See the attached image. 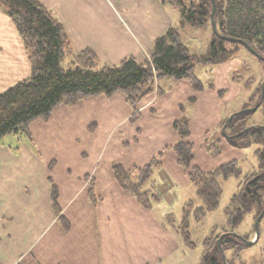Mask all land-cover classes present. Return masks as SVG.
Returning a JSON list of instances; mask_svg holds the SVG:
<instances>
[{"label":"crops","instance_id":"0c3cea01","mask_svg":"<svg viewBox=\"0 0 264 264\" xmlns=\"http://www.w3.org/2000/svg\"><path fill=\"white\" fill-rule=\"evenodd\" d=\"M40 1L64 25L74 51L92 49L110 65L129 56L145 62L156 38L177 27L180 18L166 0ZM30 75L23 39L0 9V93ZM165 87L139 104L134 121L123 93L90 96L58 106L48 122L34 121L33 146L0 143V264H156L170 252L164 246L171 244V236L152 209L121 188L112 165L143 166L161 154L167 179L189 184V171L173 149L182 140L174 123L193 110V121L185 118L188 141L194 144L192 163L204 170L195 163L197 145L206 146L212 137L224 151L234 148L213 127L238 111L224 115L220 87L197 92L187 79H167ZM49 176L59 188L67 228L53 208Z\"/></svg>","mask_w":264,"mask_h":264},{"label":"trees","instance_id":"16d2710c","mask_svg":"<svg viewBox=\"0 0 264 264\" xmlns=\"http://www.w3.org/2000/svg\"><path fill=\"white\" fill-rule=\"evenodd\" d=\"M166 1L179 10L182 25L190 23L193 26L212 25L211 14L215 2L214 20L218 32L247 42L264 57V0ZM0 9L10 17L20 33L31 64V75L27 79L0 93V138L15 133L33 142L31 124L36 120L48 122L58 106L75 105L90 96L111 97L118 92L124 94L134 109V121L139 104L155 91L162 93L159 85L162 77L187 79L195 91H203L204 84L194 71L196 64H219L230 58L233 52L225 46V39L214 34L207 56L192 54L182 41L179 28L171 26L156 38L151 56L145 62L141 63L134 56H129L119 64L100 65L94 50L88 48L82 52L74 51L64 25L40 0H0ZM263 81L264 78L244 108L256 106L262 100L258 109L264 115ZM256 96L257 101L252 106ZM254 112L242 111L222 123V129L226 126L225 133L234 135L226 138L231 146L240 148L254 142L263 144L257 151L260 170L247 176L243 187L231 198L225 210L227 227L223 228L225 231L221 234L207 238L200 264H223V256L225 264H247L241 259V251L249 245L233 229L242 223L246 213L256 210L257 218L264 209V121L248 124L247 119ZM248 127L250 129L246 131ZM174 128L182 139L173 147L178 163L189 171L190 181L196 186L197 194L203 201V206L196 209V216L200 219L219 206L222 193L219 177L239 175L241 169L237 167L236 160L211 171L193 166L194 144L188 141L189 124L185 120H177ZM215 146L214 154L217 155L220 148ZM160 158L161 154L143 166L126 167L121 163L112 165L114 178L121 188L131 193L148 210L153 209L162 199L161 192L154 185L146 187L156 169L161 166ZM55 164V160L51 161L49 168L53 170ZM48 180L52 184L53 208L62 225L67 228L69 224L62 215L59 188L51 176ZM94 196L92 186L90 198L95 200ZM185 212L189 210L185 208ZM263 223L264 217L260 223V237L264 233ZM228 229L232 230L226 231ZM226 250L232 251L231 257L227 256ZM258 264H264V250Z\"/></svg>","mask_w":264,"mask_h":264},{"label":"rangeland","instance_id":"374dc122","mask_svg":"<svg viewBox=\"0 0 264 264\" xmlns=\"http://www.w3.org/2000/svg\"><path fill=\"white\" fill-rule=\"evenodd\" d=\"M173 10L178 12L177 8L172 6ZM179 13V12H178ZM174 26L180 30L182 41L188 46L192 54L205 57L210 53V47L214 39V29L209 23L207 26H193L190 23L181 24V20L176 19ZM225 46L233 50L226 61L219 63L222 65L220 70L218 64H205L198 62L195 66V74L199 77L206 89H218L223 93L224 100L221 107L226 112L232 109L241 111L249 103L254 91L264 78V61L255 56L243 44L236 41L225 40ZM66 60L65 64L67 65ZM102 63L100 62V65ZM228 65V66H227ZM167 79L171 77H162L160 85L166 88ZM258 96L255 97L252 106L256 103ZM217 107V106H213ZM251 107V106H250ZM192 109L185 112L184 117L195 118ZM231 116V115H230ZM182 118L180 121H187ZM264 121V115L261 109H258L247 119L249 124H257ZM197 119L195 125L197 132L200 133L202 126ZM212 132V130H211ZM214 134L220 133L222 136L223 129L221 126L213 127ZM32 143L28 138L20 134L10 133L0 138V143H7L14 147H19L21 143ZM204 142V141H203ZM206 146L196 147L195 163L205 167L204 170H210L218 167L220 164L236 160V165L241 169L239 175L232 174L227 177L221 175L219 181L222 186V193L219 206L208 211L200 219L196 216V209L203 206V201L197 194L196 186L190 182L182 184L177 181H170L165 174H170L168 168H157L149 185H154L161 192L162 199L155 204L151 210L156 221L171 236V244L165 245V251H170L156 264H200L201 256L205 249V241L210 236L218 235L224 232L227 227L226 207L230 204L231 198L244 185L247 176L260 170L258 149L262 147L261 143H251L245 147H234L223 150L218 142L211 139L204 142ZM214 144V145H213ZM215 145L220 148V153L215 155ZM34 148V147H32ZM148 185H146L147 187ZM191 202L192 205H188ZM185 208L189 212H185ZM256 210L245 214L244 220L240 225L233 229L242 240H253L256 237L254 232ZM264 224V223H263ZM264 227V225H263ZM228 229L226 231H231ZM189 234V235H188ZM264 250V233L260 240L253 245L243 248L241 259L247 264H258L262 258ZM228 257H231V250H226Z\"/></svg>","mask_w":264,"mask_h":264},{"label":"water","instance_id":"95a60500","mask_svg":"<svg viewBox=\"0 0 264 264\" xmlns=\"http://www.w3.org/2000/svg\"><path fill=\"white\" fill-rule=\"evenodd\" d=\"M216 11V3L214 2V7H213V11H212V26H213V29H214V33L217 35V36H221L223 39L225 40H228V41H236V42H241V44H243L248 50H250L255 56H257L258 58H263L264 57L262 55H260L259 53H257L247 42L243 41V40H239V39H236V38H233V37H228V36H224V35H221L219 32H218V29H217V24H216V21L214 20V13ZM262 95L264 96V81H263V88H262ZM262 101V100H261ZM261 101L256 105V106H253V107H250V108H246V109H243L241 111H238L236 113H233L231 114V116H229L228 118V121L231 120L235 114L237 113H240L242 111H256L259 106L261 105ZM226 127V126H225ZM225 127L223 128V134L226 138H229V137H233L234 135H227L225 133ZM250 128H246V131L249 130ZM264 217V209L263 211L258 215V217L256 218V221H255V231H256V237L255 239L253 240H247V239H244V241L248 244V245H253L254 243H256V241L259 239L260 237V223H261V220L263 219ZM236 234V233H235ZM223 238V235L219 238V243L221 242V239ZM223 259H224V262L223 264H225V256H223Z\"/></svg>","mask_w":264,"mask_h":264}]
</instances>
